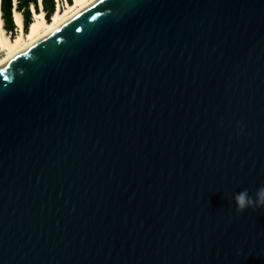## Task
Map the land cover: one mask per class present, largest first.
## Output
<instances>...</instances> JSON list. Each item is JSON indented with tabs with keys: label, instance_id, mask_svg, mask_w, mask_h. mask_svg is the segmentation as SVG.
Here are the masks:
<instances>
[{
	"label": "water",
	"instance_id": "obj_1",
	"mask_svg": "<svg viewBox=\"0 0 264 264\" xmlns=\"http://www.w3.org/2000/svg\"><path fill=\"white\" fill-rule=\"evenodd\" d=\"M262 186L264 0H99L0 68V264H264Z\"/></svg>",
	"mask_w": 264,
	"mask_h": 264
},
{
	"label": "bare ground",
	"instance_id": "obj_2",
	"mask_svg": "<svg viewBox=\"0 0 264 264\" xmlns=\"http://www.w3.org/2000/svg\"><path fill=\"white\" fill-rule=\"evenodd\" d=\"M72 1V4L68 5L64 11L57 8L50 22L46 21L43 12L37 13L34 8H32L33 22L29 26V30L26 34L23 32L22 16L17 11H14V23L17 28H19V34L15 38L11 39L5 35V30L3 28L0 0V50L6 52L5 56L0 59V68L6 66L22 53L53 35L74 17L91 7L99 0Z\"/></svg>",
	"mask_w": 264,
	"mask_h": 264
},
{
	"label": "trees",
	"instance_id": "obj_3",
	"mask_svg": "<svg viewBox=\"0 0 264 264\" xmlns=\"http://www.w3.org/2000/svg\"><path fill=\"white\" fill-rule=\"evenodd\" d=\"M72 0H1V12L3 28L11 36L15 35L18 28L14 23V11H17L23 19V31L25 34L33 22V12H43L47 22H50L57 8L64 4L71 5Z\"/></svg>",
	"mask_w": 264,
	"mask_h": 264
},
{
	"label": "clouds",
	"instance_id": "obj_4",
	"mask_svg": "<svg viewBox=\"0 0 264 264\" xmlns=\"http://www.w3.org/2000/svg\"><path fill=\"white\" fill-rule=\"evenodd\" d=\"M241 131L243 125L240 124ZM236 204L237 214H243L249 208L255 210L256 208H264V186L259 188L253 197L247 189L236 193L233 197ZM242 254V253H241Z\"/></svg>",
	"mask_w": 264,
	"mask_h": 264
},
{
	"label": "rangeland",
	"instance_id": "obj_5",
	"mask_svg": "<svg viewBox=\"0 0 264 264\" xmlns=\"http://www.w3.org/2000/svg\"><path fill=\"white\" fill-rule=\"evenodd\" d=\"M67 6H68L67 4H64L63 7H61V11H64V9H65ZM23 32H24V31H23ZM18 34H19V28H18L16 34L13 35V36H11V35H9V34H7V33L5 32V35H6L8 38H11V39L15 38ZM24 34H25V32H24ZM5 54H6L5 51L3 52V51L0 50V59H2V58L5 56Z\"/></svg>",
	"mask_w": 264,
	"mask_h": 264
}]
</instances>
